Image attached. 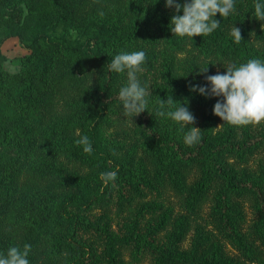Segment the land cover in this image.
<instances>
[{"label":"trees","instance_id":"16d2710c","mask_svg":"<svg viewBox=\"0 0 264 264\" xmlns=\"http://www.w3.org/2000/svg\"><path fill=\"white\" fill-rule=\"evenodd\" d=\"M256 2L235 0L218 29L190 39L171 33L182 10L165 0H0V253L27 243L30 264H264V164L239 169L264 149V121L257 133L224 123L212 112L221 98L190 88L264 61ZM11 37L26 50L16 71L3 65ZM125 51L146 53L138 78L151 93L132 121L118 99L126 73L107 67ZM168 97L164 111L185 106L193 125L155 115ZM191 126L201 140L188 147ZM82 135L90 154L74 143ZM108 171L117 178L102 187Z\"/></svg>","mask_w":264,"mask_h":264},{"label":"clouds","instance_id":"9594fccd","mask_svg":"<svg viewBox=\"0 0 264 264\" xmlns=\"http://www.w3.org/2000/svg\"><path fill=\"white\" fill-rule=\"evenodd\" d=\"M165 6L171 7L175 12L182 14L170 18V31L178 37L208 36L220 27V21L214 19L219 14L227 18L235 11V0H185L183 4L176 0H165ZM103 16V11L99 12ZM253 16L264 21V3L254 5ZM230 35L234 43L239 44L243 38L239 28H232ZM146 62L144 51L120 52L114 55L107 65L110 72L117 74L126 73L127 82L120 87L118 99L121 102L122 115L132 121V117L147 111L149 89L141 84L138 74L143 72L141 67ZM206 67L200 71L206 72ZM206 86H190L191 90L210 97H220L213 105L214 115L231 126H258L264 121V61L258 58L249 59L239 65H226V71L221 74L205 76ZM173 99L168 97L160 99L159 108L155 115L170 118L181 128L195 123L194 115L187 107L179 105L175 110L164 111L165 106H171ZM79 135V133L77 134ZM201 140L200 129L192 127L183 137V142L188 147H193ZM82 146L83 152L91 153L92 146L87 135L79 136L74 141ZM117 178V171L100 173L102 187H107ZM31 251L30 244H24L21 249L12 246L6 254L0 253V264H30L28 256Z\"/></svg>","mask_w":264,"mask_h":264},{"label":"rangeland","instance_id":"374dc122","mask_svg":"<svg viewBox=\"0 0 264 264\" xmlns=\"http://www.w3.org/2000/svg\"><path fill=\"white\" fill-rule=\"evenodd\" d=\"M1 51L4 54V68L9 71H16L18 69V56L25 53L26 50L22 48L17 40L16 37H11L7 40H5L1 45ZM222 68L218 67L215 69L216 72H222ZM219 126V124L217 125ZM257 126H254V132H258ZM264 164V149L258 151L253 156L249 157V160L244 163H240V168L251 171V172H258L260 170V165ZM175 208L174 211L176 214L180 213L182 211L181 206L177 199H174ZM206 210V209H205ZM184 212V211H182ZM245 212V226L246 228L249 227L253 217L254 213L251 207H249L247 204H245L244 207ZM204 219V220H203ZM197 220L200 221V223L206 225L208 228L210 227V224L208 223L205 214L203 216L197 217ZM195 220V222H197ZM194 224V221H191V224ZM127 259H130V256L127 255ZM137 264H152L149 258H143L139 261Z\"/></svg>","mask_w":264,"mask_h":264}]
</instances>
